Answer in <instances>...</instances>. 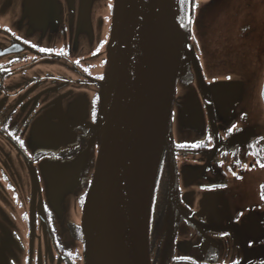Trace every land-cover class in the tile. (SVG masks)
<instances>
[{"label": "flooded vegetation", "instance_id": "1", "mask_svg": "<svg viewBox=\"0 0 264 264\" xmlns=\"http://www.w3.org/2000/svg\"><path fill=\"white\" fill-rule=\"evenodd\" d=\"M113 2L0 0V264H85L81 218L101 142ZM191 19L150 262L264 264V213L261 227L245 225L260 216L245 188L264 164V0H192ZM78 157L85 171L73 168Z\"/></svg>", "mask_w": 264, "mask_h": 264}, {"label": "water", "instance_id": "2", "mask_svg": "<svg viewBox=\"0 0 264 264\" xmlns=\"http://www.w3.org/2000/svg\"><path fill=\"white\" fill-rule=\"evenodd\" d=\"M167 1L174 2H113L101 142L82 217L85 264H151L153 193L192 16V0H180L169 69L160 86L154 63L156 11ZM262 96L264 101V86Z\"/></svg>", "mask_w": 264, "mask_h": 264}, {"label": "bare ground", "instance_id": "3", "mask_svg": "<svg viewBox=\"0 0 264 264\" xmlns=\"http://www.w3.org/2000/svg\"><path fill=\"white\" fill-rule=\"evenodd\" d=\"M180 0L159 3L156 11V33L154 43L155 75L160 86L166 80L171 52L174 45L175 23L179 12Z\"/></svg>", "mask_w": 264, "mask_h": 264}, {"label": "rangeland", "instance_id": "4", "mask_svg": "<svg viewBox=\"0 0 264 264\" xmlns=\"http://www.w3.org/2000/svg\"><path fill=\"white\" fill-rule=\"evenodd\" d=\"M211 24H212V17H211V13H210L206 17H204V25L208 28V34L211 33V29L209 28L211 26ZM261 25H262V21H260V20H258V21H256L254 23V27L255 28H258ZM248 31L250 32V29L249 28H247V32ZM190 57L192 58V53L191 52H190ZM180 61L188 62V59H187L186 55L183 53V51H182V54H181ZM179 64H180V62H179ZM182 70H183V66H181V65L179 66L178 65L177 77H176V83H175V89H174V95H173V99H172V103H171L170 127L172 125L173 117L176 114V112L174 113V106L176 105V102L174 100L175 99V95H176V90H179L183 86H186L184 80L182 79ZM250 106L253 107V100H250ZM76 121L77 120H75V122ZM170 127H169V129H170ZM168 133H169V131H168ZM68 142H70V141H66V142H62L61 141L60 145L61 144H64V143H68ZM27 144H29V142H27ZM94 150H95V148H92V146L86 148V151H90V154L93 153V156H94ZM93 156H91V158H93ZM77 159H79V157ZM79 165H82L81 158L79 160L75 161L73 168H76ZM78 170L79 171H85V170L81 169L80 167H78ZM72 186L70 187V189L72 188ZM262 186H264V167L260 170V173H259V175H258V177L256 179V185L254 186V184L250 183L245 188V193L246 194L252 192V196H251V199H250L251 205H257V206L260 207L259 210L255 211V213L257 215H260V216L258 218H255L256 216L251 217L250 218V221H248L245 224L247 226L259 224V226L261 227V225H262V223L260 221V218L262 217V214L264 213V199L261 198L262 197V194H264V188H262ZM60 199H62L63 202L65 204H67V202L64 201V199H66L65 196H60ZM82 217H83V215H82ZM252 218H254V219L257 220L256 221L257 224H253L255 222H253ZM81 224H82V220H81Z\"/></svg>", "mask_w": 264, "mask_h": 264}, {"label": "snow or ice", "instance_id": "5", "mask_svg": "<svg viewBox=\"0 0 264 264\" xmlns=\"http://www.w3.org/2000/svg\"><path fill=\"white\" fill-rule=\"evenodd\" d=\"M189 24L192 22V19H191V16L189 15V17H188V21H187ZM182 26H184V25H182ZM25 43H28L27 41H25ZM33 47H35V45H32ZM40 51H51L50 49H43V48H41L40 49ZM94 55H95V53H93ZM236 125H232V127H230V128H228L227 129V131H228V133L229 134H231L235 129H236ZM208 139L209 140H211L212 139V137L211 136H209L208 137ZM262 140H264V138H261ZM203 143V141H200V142H198V143H194V144H192L191 145V147L192 148H198V147H200L201 146V144ZM180 147H183L184 145H179ZM261 167H264V164H261L260 165ZM233 175H235V173H233ZM262 188H264V186H262ZM262 199H264V194H262V197H261ZM226 235V234H225ZM182 259H189L188 257H183ZM232 264H239V262L238 261H233L232 262Z\"/></svg>", "mask_w": 264, "mask_h": 264}]
</instances>
